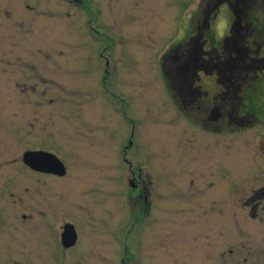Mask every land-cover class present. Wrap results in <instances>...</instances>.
<instances>
[{"label":"rangeland","instance_id":"1","mask_svg":"<svg viewBox=\"0 0 264 264\" xmlns=\"http://www.w3.org/2000/svg\"><path fill=\"white\" fill-rule=\"evenodd\" d=\"M198 2L0 0V264H219L197 256L214 241L215 227L196 215L187 222L179 202L184 122L160 65L194 25L181 16L188 5L194 15ZM225 144L222 161L234 154L243 160L223 163L222 183L251 178L237 183L231 211L222 204L221 261L232 264L229 249L244 255L243 245L264 238V212L250 214L241 204L264 186V148L256 163L248 147ZM31 151L57 157L65 176L26 170L22 156ZM138 162L158 196L148 216L129 186L130 165ZM35 207L54 208L62 225L75 226L76 246L61 248L55 261L43 256L40 217L28 228L15 219Z\"/></svg>","mask_w":264,"mask_h":264},{"label":"flooded vegetation","instance_id":"2","mask_svg":"<svg viewBox=\"0 0 264 264\" xmlns=\"http://www.w3.org/2000/svg\"><path fill=\"white\" fill-rule=\"evenodd\" d=\"M188 6L181 21L194 25L184 38L170 45L160 65L169 88L168 97L184 122L183 195L179 200L182 212L187 222L190 215H196L208 229L215 227L214 241L206 239L197 256L204 263L222 264L218 233L222 204L231 211L237 183L251 179L228 177L227 184L222 183L223 177H227L223 176L226 164L243 160L234 154L236 158L232 155L222 161V145L228 141L226 148L248 147L250 158L256 163L263 158L264 0H199L194 15ZM219 28L221 34L217 37L215 32ZM23 166L33 174L60 178ZM142 167L141 162L134 169L130 165L134 182L129 186L139 213L148 216L158 209V196L151 193L153 184L142 174ZM167 182L170 183L166 187L172 192L174 181ZM248 194L242 207L250 214L263 213L264 186L253 188ZM166 202L169 212H173V196H168ZM29 210L33 212L20 216L14 212L15 219L28 228L35 224L34 215L40 217L46 234L43 244L46 260L62 257L61 248L64 252L72 251L78 238L72 247L65 248L61 236L66 225H71L76 234L73 223L62 225V213L54 208ZM242 250L246 254L229 249L228 258L235 257L232 264H264V238L255 247L243 245Z\"/></svg>","mask_w":264,"mask_h":264},{"label":"water","instance_id":"3","mask_svg":"<svg viewBox=\"0 0 264 264\" xmlns=\"http://www.w3.org/2000/svg\"><path fill=\"white\" fill-rule=\"evenodd\" d=\"M22 162L36 172L52 174L58 177H63L66 173L62 162L50 153L42 151L26 152L22 156ZM76 239L74 228L71 225H66L61 236L63 247H72Z\"/></svg>","mask_w":264,"mask_h":264}]
</instances>
